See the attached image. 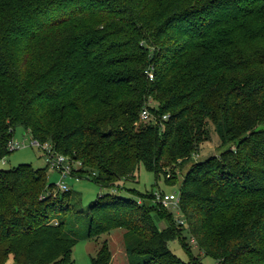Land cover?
I'll use <instances>...</instances> for the list:
<instances>
[{
    "label": "trees",
    "instance_id": "16d2710c",
    "mask_svg": "<svg viewBox=\"0 0 264 264\" xmlns=\"http://www.w3.org/2000/svg\"><path fill=\"white\" fill-rule=\"evenodd\" d=\"M210 123L220 152L195 160ZM18 126L101 187L142 165L178 184L185 224L153 191L74 212L72 189L23 163L0 168V264H72L80 239L118 227L129 264H202L193 246L264 264V0H0V160ZM110 257L104 243L92 264Z\"/></svg>",
    "mask_w": 264,
    "mask_h": 264
},
{
    "label": "rangeland",
    "instance_id": "374dc122",
    "mask_svg": "<svg viewBox=\"0 0 264 264\" xmlns=\"http://www.w3.org/2000/svg\"><path fill=\"white\" fill-rule=\"evenodd\" d=\"M150 119H153V116H151ZM208 133L209 139L201 143L200 150L198 154H196L194 157L195 160H204L207 157L211 155H216L218 154V152H220V148L218 149L220 140L215 130V126L212 123L208 125ZM14 138L18 141H23L24 139L31 140L32 135L30 132L26 131L22 126H18L16 128ZM4 161L5 163H3L2 160L0 161V168L9 169L12 167H17L18 165L23 163H29L34 168H47L49 180L55 183V185H57L61 180L60 174L47 166L43 152L37 147L26 146L13 150L7 156L4 157ZM185 171L186 170H184V172ZM176 174L179 176V178H181L184 173L183 171L177 170ZM66 183L68 187L72 189V202L75 204L76 208L72 210L74 212L77 209H82L85 211L89 204L92 203L98 197V195L106 192H118L124 197L132 196L140 200L141 197L139 193H146L148 191L155 192L157 190H161L166 193H178L180 191L178 184H167L163 176L156 180L155 173L147 170L143 165L140 167V170L137 173L136 180L129 182L121 181L119 189L101 187L99 184L95 183L91 178L84 177L79 171H77V168L74 170L73 176H70L66 179ZM130 189L135 190L136 193L130 191ZM53 193H58L57 186H55ZM173 214L175 218H183V214L181 211L175 209L173 211ZM78 216L80 217L75 219V223L77 222L76 226L77 228H79V231L83 235H85L87 232V220L84 217V213L78 214ZM154 218L156 219L159 227L166 226V221L160 216H157L156 213H154ZM79 225L81 226L79 227ZM125 233V228L118 227L113 229L109 233L102 234L96 240L85 238L80 239L73 247L72 264H92V257L96 255L98 249L104 243L108 245V248L111 252L110 264H129V257L125 247ZM170 247L172 251L182 259H190V255L184 250L179 240L176 239L174 241H171ZM192 253L196 256L200 255L199 261L202 264H223L218 262L215 258L211 256L200 254L199 250L195 246L192 247Z\"/></svg>",
    "mask_w": 264,
    "mask_h": 264
},
{
    "label": "built area",
    "instance_id": "2783aa9c",
    "mask_svg": "<svg viewBox=\"0 0 264 264\" xmlns=\"http://www.w3.org/2000/svg\"><path fill=\"white\" fill-rule=\"evenodd\" d=\"M148 76L150 79L154 78V74L152 73V71L148 72ZM151 116L152 115L150 114V111L147 108L142 110V120L147 121L151 118ZM164 118H166V116H164ZM26 146L37 147L43 152L47 166L60 174L61 180L56 185L58 190H69L70 188L66 183V179L73 175V170H75L77 166L81 165V162H73L70 156L56 150L53 143L49 141L43 142L37 138H34L33 136L31 140L24 139L23 141H18L13 136L7 142V149L9 151H13ZM1 160L3 161V163H5L4 158H2ZM180 198V191L178 193H166L161 190H157L154 192L153 201L158 203L160 206L166 208L167 210L173 212L175 209L181 211ZM176 221L180 224H185L184 218H176Z\"/></svg>",
    "mask_w": 264,
    "mask_h": 264
},
{
    "label": "crops",
    "instance_id": "0c3cea01",
    "mask_svg": "<svg viewBox=\"0 0 264 264\" xmlns=\"http://www.w3.org/2000/svg\"><path fill=\"white\" fill-rule=\"evenodd\" d=\"M76 178H78V177H76Z\"/></svg>",
    "mask_w": 264,
    "mask_h": 264
}]
</instances>
